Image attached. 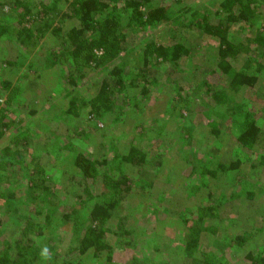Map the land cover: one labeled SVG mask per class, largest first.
<instances>
[{"label":"trees","instance_id":"1","mask_svg":"<svg viewBox=\"0 0 264 264\" xmlns=\"http://www.w3.org/2000/svg\"><path fill=\"white\" fill-rule=\"evenodd\" d=\"M259 91L264 0H0V264H264Z\"/></svg>","mask_w":264,"mask_h":264},{"label":"rangeland","instance_id":"2","mask_svg":"<svg viewBox=\"0 0 264 264\" xmlns=\"http://www.w3.org/2000/svg\"><path fill=\"white\" fill-rule=\"evenodd\" d=\"M21 61H23V59L21 60ZM163 78V77H162ZM172 78H175V76H173ZM166 82H167V80H166V78H163ZM258 98H260L261 99V97L263 98L264 97V92H263V95H262V93L259 91V92H257V95H256ZM4 96H1L0 97V102H4ZM18 104H15V107H17V108H19L18 106H17ZM2 107V106H1ZM1 107H0V110H1ZM46 107H49V105H47V106H43V108L44 109H46ZM12 113V114H11ZM24 113V112H23ZM8 114L11 116V119H13L14 121H18L19 119L21 120V119H23L24 120V118H25V116L24 115H20V114H17V116H16V114H14L11 110H10V112H8ZM201 114V115H200ZM90 119V118H89ZM90 120H92V119H90ZM205 120V118H204V115L202 114V113H198V114H195L194 116H192V118H191V120H190V123H187L186 122V126H185V128H188V127H190V128H193L194 126H196L197 128H198V133L195 135V137H194V139H195V141H199V142H201L202 141V136L200 135V126H201V123L203 122ZM24 122V121H23ZM25 122H27V121H25ZM25 122H24V124H25ZM92 122H94L95 124H97L98 125V128H102L103 127V124L100 122V121H98V120H92V121H88V124H90V123H92ZM134 121H131V120H127V124H129V125H131L132 123H133ZM135 123V122H134ZM137 127L136 128H134V126L132 127V129L130 130V133H132L133 134V136H134V139H136L137 140V142H138V144H143V142L147 139V137L144 135V134H140V131H141V128H140V123L138 122L137 124ZM139 126V127H138ZM192 126V127H191ZM25 127H26V125H25ZM92 127V126H91ZM98 128H96V130H97V133L96 134H101V132L99 131L100 129H98ZM13 129H15V127H13L12 128V130L10 131L11 132V134L13 133ZM16 130V129H15ZM94 131H95V129H94ZM127 131V130H126ZM131 134V135H132ZM94 136V135H93ZM96 137V136H95ZM94 137V138H95ZM122 139H123V136H122ZM122 139H118L119 141L120 140H122ZM202 142H204V141H202ZM36 143V142H35ZM232 144H233V139H231L230 141H228L227 143H226V145H225V153H226V155L227 156H229V154H230V147L232 146ZM190 201V200H189ZM140 217H142V215L140 216ZM237 228L238 229H236V228H233L232 230H231V232L232 233H237L238 234V232H239V227L237 226ZM244 230V229H243ZM242 230V231H243ZM68 231V230H67ZM67 231H63L62 229H57L55 232V238H54V240H52V245H54V247H55V249H57V251H58V253L59 254H64L65 253V249L68 247V243H69V238L67 237V235L66 234H69ZM46 233H48L47 234V236L48 235H50V232H49V230H46L45 231ZM58 236V237H57ZM62 238V242H61V238ZM58 240H60V241H58ZM62 257L59 255V259H61Z\"/></svg>","mask_w":264,"mask_h":264}]
</instances>
